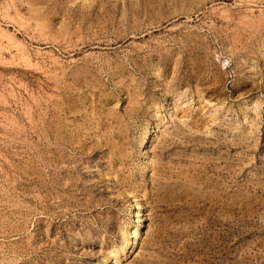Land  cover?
Returning a JSON list of instances; mask_svg holds the SVG:
<instances>
[{
  "label": "rangeland",
  "instance_id": "374dc122",
  "mask_svg": "<svg viewBox=\"0 0 264 264\" xmlns=\"http://www.w3.org/2000/svg\"><path fill=\"white\" fill-rule=\"evenodd\" d=\"M0 264H264V0H0Z\"/></svg>",
  "mask_w": 264,
  "mask_h": 264
},
{
  "label": "bare ground",
  "instance_id": "6f19581e",
  "mask_svg": "<svg viewBox=\"0 0 264 264\" xmlns=\"http://www.w3.org/2000/svg\"><path fill=\"white\" fill-rule=\"evenodd\" d=\"M131 243H133V242H131ZM132 245V244H131ZM114 258V257H113ZM106 261V263H108L109 262V260L107 259V260H105ZM114 263V262H113Z\"/></svg>",
  "mask_w": 264,
  "mask_h": 264
}]
</instances>
